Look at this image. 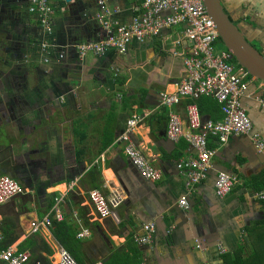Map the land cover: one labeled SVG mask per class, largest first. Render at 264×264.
Wrapping results in <instances>:
<instances>
[{
	"label": "crops",
	"instance_id": "0c3cea01",
	"mask_svg": "<svg viewBox=\"0 0 264 264\" xmlns=\"http://www.w3.org/2000/svg\"><path fill=\"white\" fill-rule=\"evenodd\" d=\"M222 1L230 18L264 53V0ZM31 2L0 0V160L17 165L18 173L29 179L23 186L25 195L0 206V223L15 216L13 246L20 250L31 238L45 240L52 254L44 247L39 255L58 263L62 246L50 229L36 235L30 229L59 197L64 220L79 232L91 231L79 248L85 264L101 260L108 248L130 254L137 248L142 264L263 262L264 202L254 197L264 190V150L259 151L249 136L234 137L225 145L209 139V147L217 151L213 168L207 179L189 190L177 165L197 152L184 140L174 144L166 137L168 109L159 95L175 91L185 76L181 57L190 49L183 37L185 26L133 43L126 55L110 50L105 56L89 53L81 60L77 46L104 36L95 19L99 0H50L56 11L55 43L65 57L58 62V49L45 63L41 50L45 36L38 16L29 12ZM107 2L119 10L114 17L129 25L143 0ZM239 7L245 23L236 12ZM177 39L180 45H175ZM249 93L264 95L255 85ZM186 104L175 107L183 118ZM242 104L264 139V108L254 98H244ZM133 115L142 121L131 140L161 171L158 182L141 177L124 152L126 144L119 141ZM222 117L219 113L214 118ZM36 159L41 166L35 170L31 163ZM219 172L237 178L232 193L223 198L215 192ZM95 189L124 200L105 220L96 218L88 200ZM182 198L188 209L179 205ZM150 223L155 227L151 244L132 243L135 235L147 234L144 227ZM1 237L0 230V241Z\"/></svg>",
	"mask_w": 264,
	"mask_h": 264
},
{
	"label": "built area",
	"instance_id": "2783aa9c",
	"mask_svg": "<svg viewBox=\"0 0 264 264\" xmlns=\"http://www.w3.org/2000/svg\"><path fill=\"white\" fill-rule=\"evenodd\" d=\"M137 16L129 25L122 24L114 16L119 12L112 9L107 0H99V12L95 19L103 29L104 36L97 42H87L77 46L79 57L84 60L89 53L99 57L105 56L110 50L119 55H126L133 43H145L159 36L162 31L184 25V39L190 49L182 58L185 76L177 84L175 91L160 93V103L168 109L166 137L174 144L184 140L195 149L197 154L193 158L181 159L177 165L180 173L186 179V188L192 190L209 176L212 158L216 149L209 147V139L213 138L221 145H225L234 137L249 136L259 151L264 150V139L255 132L254 125L245 110L242 100L254 98L264 108V95L249 93L251 85L257 90L264 91V82L252 77L248 71L232 63L233 54L220 41L219 31L210 17L204 0H143ZM29 12L36 14L42 28L45 40L41 50L45 55V62L62 47L55 43L54 15L55 8L50 0H32ZM168 13L167 15H165ZM221 42V43H220ZM177 39L175 45H180ZM222 46V48H219ZM175 55L178 53L174 52ZM58 62L64 59V52L57 54ZM239 68V69H238ZM210 98L221 107L224 116L222 120H203L198 100ZM187 102L185 118L175 107ZM141 116L133 115L127 122L126 131L119 141L126 144L124 152L141 177L150 182L162 179L161 171L138 149L131 140L134 128L141 122ZM78 180L76 181V183ZM75 183V182H74ZM237 178L228 172H219L215 182V192L223 198L230 195L235 188ZM26 189L10 176H0V206L25 195ZM255 200L264 202V190L255 194ZM88 200L96 218L105 220L111 217L116 209L123 204V197L119 194L105 195L101 190L89 192ZM63 199L55 197V204L41 219L31 223L30 233L36 235L43 230H49L53 219L59 222L64 216L59 206ZM183 209H188L186 198L179 201ZM154 224L144 227L145 236L135 235L134 241L138 245H150L153 240ZM91 236L88 228H82L77 234L79 240ZM57 264H80L63 247L58 252ZM0 263L2 264H43L34 261L29 250L21 251L14 246L0 249ZM92 264H105L98 260Z\"/></svg>",
	"mask_w": 264,
	"mask_h": 264
},
{
	"label": "trees",
	"instance_id": "16d2710c",
	"mask_svg": "<svg viewBox=\"0 0 264 264\" xmlns=\"http://www.w3.org/2000/svg\"><path fill=\"white\" fill-rule=\"evenodd\" d=\"M231 20L233 21L232 18ZM234 23L236 24V22ZM232 63L235 66L240 67L235 59L232 60ZM197 103L199 105V109L202 117L210 116L212 121L221 120L214 118L215 116H218L219 113H222L220 105L215 100L210 98H200ZM19 163L21 166L23 165V162L20 161ZM2 164L3 161L0 160V176H10L15 180H17L22 186L26 184L25 178L27 177H22L18 173V170L16 169L17 165H13L11 163H9L11 166L8 164H3V165ZM54 200L55 197L53 201L50 203V205H48L45 212H48L54 206L55 204ZM14 220H15V216H11L10 218H4V220L0 223V230L2 232V237H1L2 240L0 241L1 250L13 246L14 242L17 239V236H14L15 227H16ZM85 225L87 226L88 224ZM75 227L76 226L69 224L66 221V219L62 222L53 219V223L50 228V231L52 232L53 236L58 240L59 244L65 250H67L78 263L85 264L84 262L85 259L82 257L81 253L79 252V248L81 246L82 240H79L77 238L79 229H76L77 227L76 228ZM132 243L136 244L135 241H133ZM40 244L43 247L39 249L38 246ZM44 247L47 250V254L51 255L52 251L50 250L46 241L45 240L38 241L35 238L30 239V243L27 248H21L20 250L21 251L29 250L33 255L34 261H40L43 264H51L49 263V260L47 258H44L41 255H39V251L42 250ZM101 261H103L105 264H142L141 251L136 248L135 250H133V253L130 254L128 252L123 251L122 249L111 251L108 248L107 253L102 255ZM261 263L262 262L255 264H261ZM234 264H238L237 261Z\"/></svg>",
	"mask_w": 264,
	"mask_h": 264
},
{
	"label": "water",
	"instance_id": "95a60500",
	"mask_svg": "<svg viewBox=\"0 0 264 264\" xmlns=\"http://www.w3.org/2000/svg\"><path fill=\"white\" fill-rule=\"evenodd\" d=\"M204 2L210 17L217 26L221 42L232 51L237 64L248 71L252 77L264 82V53L231 20L222 0H204Z\"/></svg>",
	"mask_w": 264,
	"mask_h": 264
},
{
	"label": "rangeland",
	"instance_id": "374dc122",
	"mask_svg": "<svg viewBox=\"0 0 264 264\" xmlns=\"http://www.w3.org/2000/svg\"><path fill=\"white\" fill-rule=\"evenodd\" d=\"M219 48H222V46H220ZM239 68H240V67H239ZM239 68H238V69H239ZM36 161H37V162H35V163H31V164H32L31 167L34 168L35 170L38 169V168H36V166H37V167L41 166L40 161H38V159H36ZM25 180H26V183L28 184L29 179L25 178ZM262 261H263L262 263L264 264V259H263Z\"/></svg>",
	"mask_w": 264,
	"mask_h": 264
},
{
	"label": "flooded vegetation",
	"instance_id": "af4514ba",
	"mask_svg": "<svg viewBox=\"0 0 264 264\" xmlns=\"http://www.w3.org/2000/svg\"><path fill=\"white\" fill-rule=\"evenodd\" d=\"M223 2H224V1H223ZM224 5H225V3H224ZM225 8H226V6H225ZM254 9H255V8L253 7V8L251 9V11H253ZM242 10H243V9L239 7V8H237V11H236V12H237L238 14H241ZM226 11L228 12V9H227V8H226ZM228 13H229V12H228ZM240 16H241V18H242L241 20H243L244 16H242V14H241ZM241 22H242V23H245L244 20L241 21ZM238 24H240V23L238 22ZM58 107H59V106H58Z\"/></svg>",
	"mask_w": 264,
	"mask_h": 264
},
{
	"label": "clouds",
	"instance_id": "9594fccd",
	"mask_svg": "<svg viewBox=\"0 0 264 264\" xmlns=\"http://www.w3.org/2000/svg\"><path fill=\"white\" fill-rule=\"evenodd\" d=\"M80 58V57H79ZM46 63V62H45ZM241 68V67H240ZM154 165V164H153ZM155 166V165H154Z\"/></svg>",
	"mask_w": 264,
	"mask_h": 264
}]
</instances>
